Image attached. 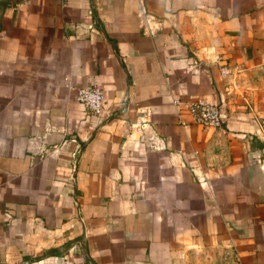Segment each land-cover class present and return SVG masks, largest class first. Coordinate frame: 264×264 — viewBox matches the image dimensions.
Returning <instances> with one entry per match:
<instances>
[{
  "label": "crops",
  "instance_id": "obj_1",
  "mask_svg": "<svg viewBox=\"0 0 264 264\" xmlns=\"http://www.w3.org/2000/svg\"><path fill=\"white\" fill-rule=\"evenodd\" d=\"M263 73L264 0H0V264H264Z\"/></svg>",
  "mask_w": 264,
  "mask_h": 264
},
{
  "label": "built area",
  "instance_id": "obj_2",
  "mask_svg": "<svg viewBox=\"0 0 264 264\" xmlns=\"http://www.w3.org/2000/svg\"><path fill=\"white\" fill-rule=\"evenodd\" d=\"M146 30L149 34L154 33L149 26H147ZM76 101L90 114L95 116H103L105 114L104 94L97 86H88L77 90ZM175 105L184 108L188 112L191 122L203 129H220L225 123L226 114L223 106L213 104L205 99L188 96L184 100L175 101ZM147 126L146 123L137 125V130L141 133L138 144L152 150H161V146L155 142L156 136L146 139L145 131ZM224 250L222 264H227L230 259H234L235 262L236 256L233 248L226 246Z\"/></svg>",
  "mask_w": 264,
  "mask_h": 264
},
{
  "label": "rangeland",
  "instance_id": "obj_3",
  "mask_svg": "<svg viewBox=\"0 0 264 264\" xmlns=\"http://www.w3.org/2000/svg\"><path fill=\"white\" fill-rule=\"evenodd\" d=\"M258 91L259 92L256 95V100L262 109H260L259 114L257 112H255V118L258 119L260 129L262 131V134H264V75L261 76V87H260V90H258ZM263 138H264V135H263Z\"/></svg>",
  "mask_w": 264,
  "mask_h": 264
},
{
  "label": "water",
  "instance_id": "obj_4",
  "mask_svg": "<svg viewBox=\"0 0 264 264\" xmlns=\"http://www.w3.org/2000/svg\"><path fill=\"white\" fill-rule=\"evenodd\" d=\"M109 119H110V118H107V119L103 122V124L106 123ZM103 124H102V125H103Z\"/></svg>",
  "mask_w": 264,
  "mask_h": 264
}]
</instances>
